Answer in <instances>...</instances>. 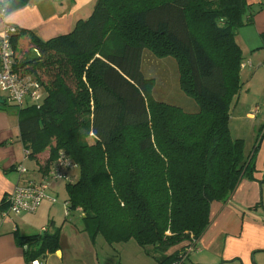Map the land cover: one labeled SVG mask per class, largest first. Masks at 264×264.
Wrapping results in <instances>:
<instances>
[{
	"label": "trees",
	"instance_id": "16d2710c",
	"mask_svg": "<svg viewBox=\"0 0 264 264\" xmlns=\"http://www.w3.org/2000/svg\"><path fill=\"white\" fill-rule=\"evenodd\" d=\"M251 6L95 0L67 32L47 39L33 33L31 46L17 51L20 33L11 36L14 70L39 80L42 96L38 105L9 104L18 107L19 138L42 175L60 150L77 167L65 182L66 208L80 209V230L92 241L97 234L112 246L133 238L156 264H186L187 248L209 225L211 203L225 202L249 169L242 139L229 132L228 100L240 88L234 31L252 23ZM107 40L115 43L105 48ZM145 49L174 58L194 110L153 96V78L140 68ZM86 113L81 124L93 143L76 133ZM59 230L16 238L35 260L59 247Z\"/></svg>",
	"mask_w": 264,
	"mask_h": 264
},
{
	"label": "crops",
	"instance_id": "0c3cea01",
	"mask_svg": "<svg viewBox=\"0 0 264 264\" xmlns=\"http://www.w3.org/2000/svg\"><path fill=\"white\" fill-rule=\"evenodd\" d=\"M243 1L252 4L255 13L252 23L238 28L237 35L242 41L244 39L243 50L249 48L258 53L264 48V0ZM94 2L95 0H0L6 6L0 30L4 23L17 28V33H20L15 49L17 51L20 46H31L33 33L47 39L69 31L78 19L89 15ZM32 56L31 53L30 57ZM262 64L264 67V61ZM241 67H244V63ZM5 98L7 99L5 93L0 92V202L15 186L24 185L30 179H39L42 175L37 170L34 159L27 157L24 143L19 138L18 110L5 105ZM28 163L34 168L32 173H28ZM19 164L26 171H17L16 166ZM230 197L225 202L213 201L210 205L209 225L197 242L199 248L209 252L197 259L198 264H221L223 261H227L225 264H250L251 251L257 264L264 262V238L261 237L264 235V226L250 225L245 220L249 218L245 217L244 211V208L253 209L260 203L258 185L254 180L243 176ZM232 201L241 205L242 209L232 205ZM55 202L45 199L35 211L12 213L0 222V264H35L27 256L26 246L17 240L16 233L25 236L43 230L52 232L56 228H60L59 247L35 260L45 264L46 258L52 259L51 264H98L97 237L92 241L87 232L80 230L82 226H71L68 222L57 226L56 218L59 214L52 206ZM79 213L80 209L76 208L65 216L76 215L80 219ZM256 219L264 223V214L255 216ZM48 222L52 225V230L47 227ZM221 234H224V247L219 249V254L216 250L210 252L211 248L216 249L215 244Z\"/></svg>",
	"mask_w": 264,
	"mask_h": 264
},
{
	"label": "rangeland",
	"instance_id": "374dc122",
	"mask_svg": "<svg viewBox=\"0 0 264 264\" xmlns=\"http://www.w3.org/2000/svg\"><path fill=\"white\" fill-rule=\"evenodd\" d=\"M243 17L245 18L244 14ZM240 27L242 26H238L235 29L234 38L238 42L240 48L242 47V51L244 39L242 41L237 35L238 28ZM115 36V34H112V38L110 39H117ZM111 40L104 42L106 45L105 48L111 47V44L115 43V41ZM256 51H250L249 48L242 51L240 64L244 63V67L240 66L238 71L240 88L238 92L234 93L228 100V127L230 135L233 138L242 139L243 155L244 157H247V160H250L248 164V171H250V174L247 171L243 176L244 178L254 180L258 185L259 190L260 203H258L253 209L244 208L246 214L245 217L248 216L249 218L245 220L250 222V225L264 226L262 221L255 220V216H262L264 214V67L262 66L264 61V48L258 53H255ZM142 54L140 68L144 76L153 78V96L156 99H161L168 103L182 106L186 110H194L196 108L194 100L190 96L184 94L179 88L177 65L174 58L171 56L161 58L156 57L148 49L143 50ZM11 103L12 102L5 98V105L11 109L18 110V107L10 106L9 104ZM27 103L30 104V102ZM27 103L25 102L23 105ZM256 107L259 108V111L257 110L254 116H250L249 113L251 114ZM78 117L80 118V122L77 125L76 133L79 135L81 141L93 143L94 138L87 122L81 124V119L84 121L87 120V113L84 115L81 114ZM121 139L127 141L126 133L121 135ZM28 167V173H32L34 168L32 169V165L29 163ZM72 174H78L77 167L70 170V175ZM65 182L66 180L63 179L52 180L50 182L49 193L52 194L51 196L54 197L56 201L52 206L55 210L57 209L59 214L56 218V224L58 226L62 222H68L71 226L76 225L81 227L82 223L76 215L65 216V199L67 196ZM230 196L227 200L231 198ZM230 203L235 205L236 208L240 207L242 209L241 205L237 204L235 201ZM55 210L53 211L55 212ZM47 225L49 230H52V225L49 222ZM254 234L255 237H257L255 232ZM96 237L98 239L96 242V248L98 249V264H156L154 258L147 255L133 238L112 246L101 234H97ZM261 237L264 238V235H261ZM198 246L199 243L195 245L193 250L185 252L186 256L184 262L186 264H198L197 259L208 254V250L201 249ZM215 246H217L216 249L211 248L210 252L216 250L219 254V249L224 247V234H221L220 237H218ZM46 259L44 261L47 264H51L52 259ZM249 262L250 264H257L252 257V251L250 252ZM260 264H264V262Z\"/></svg>",
	"mask_w": 264,
	"mask_h": 264
},
{
	"label": "built area",
	"instance_id": "2783aa9c",
	"mask_svg": "<svg viewBox=\"0 0 264 264\" xmlns=\"http://www.w3.org/2000/svg\"><path fill=\"white\" fill-rule=\"evenodd\" d=\"M5 9L0 8V21H4ZM0 92H4L7 99L12 103L23 105L27 100L30 103L38 105L41 99V84L39 80L28 74H22L14 70L13 55L15 53L11 43V36L17 32L14 25L4 23L0 30ZM259 111L256 107L250 116H254ZM74 168L64 151L58 152L57 158L53 161L50 169L39 179H30L24 185L15 186L12 191L6 195V207L0 209V222L5 219L9 213L33 212L45 199L55 202V198L48 193L50 182L52 180L63 179L71 181L73 176L70 170ZM17 171L24 172L26 168L22 165L16 166ZM65 202V207H66ZM69 209L66 208L65 214L68 215ZM195 239L192 240L194 242ZM194 247H188L187 252ZM35 264H45L39 260H33ZM172 264H178L173 262Z\"/></svg>",
	"mask_w": 264,
	"mask_h": 264
},
{
	"label": "water",
	"instance_id": "95a60500",
	"mask_svg": "<svg viewBox=\"0 0 264 264\" xmlns=\"http://www.w3.org/2000/svg\"><path fill=\"white\" fill-rule=\"evenodd\" d=\"M0 101H2V100H0Z\"/></svg>",
	"mask_w": 264,
	"mask_h": 264
}]
</instances>
